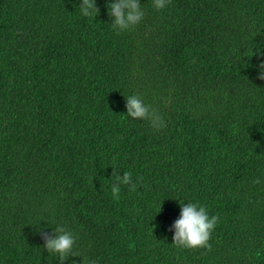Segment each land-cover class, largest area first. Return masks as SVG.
Returning a JSON list of instances; mask_svg holds the SVG:
<instances>
[{
    "label": "trees",
    "instance_id": "1",
    "mask_svg": "<svg viewBox=\"0 0 264 264\" xmlns=\"http://www.w3.org/2000/svg\"><path fill=\"white\" fill-rule=\"evenodd\" d=\"M111 2L0 0V264H60L57 225L64 264H264V0H139L119 35ZM188 202L219 217L211 250L172 244Z\"/></svg>",
    "mask_w": 264,
    "mask_h": 264
},
{
    "label": "clouds",
    "instance_id": "2",
    "mask_svg": "<svg viewBox=\"0 0 264 264\" xmlns=\"http://www.w3.org/2000/svg\"><path fill=\"white\" fill-rule=\"evenodd\" d=\"M170 2L171 0H152L153 7L157 11L163 10ZM78 8L82 16L92 20L99 14L95 0H80ZM107 9L108 16L113 18L111 25L116 35L132 30L144 18L139 0H113L107 5ZM260 78L264 79V73H261ZM125 99L128 117L134 120H146L154 129L164 126V120L158 110L146 104L140 95H130ZM113 181L111 195L115 199H119L121 185H127L129 191H136L137 185L133 183L131 172L125 171L122 175H113ZM260 182L259 178L253 181L254 184ZM218 223L219 217L217 215L210 217L205 206L194 202L182 203L180 216L171 226L174 229L172 244L179 248L211 250L209 240ZM54 233V236L43 234L44 248L48 253L58 257L60 264H64L70 256H77L73 249L78 237L63 225L55 226ZM87 264H96V262L89 260Z\"/></svg>",
    "mask_w": 264,
    "mask_h": 264
}]
</instances>
